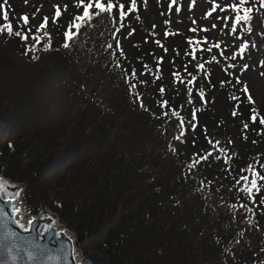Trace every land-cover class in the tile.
I'll use <instances>...</instances> for the list:
<instances>
[{
	"label": "trees",
	"instance_id": "trees-1",
	"mask_svg": "<svg viewBox=\"0 0 264 264\" xmlns=\"http://www.w3.org/2000/svg\"><path fill=\"white\" fill-rule=\"evenodd\" d=\"M92 3L77 20L84 2L45 13L46 0H0L12 27L0 32V174L92 264H264V74L256 94L246 76L256 53L244 63L208 34L163 35L141 0ZM245 7L264 13L260 0ZM57 90L65 116L43 125ZM69 155L81 160L42 179Z\"/></svg>",
	"mask_w": 264,
	"mask_h": 264
},
{
	"label": "rangeland",
	"instance_id": "rangeland-1",
	"mask_svg": "<svg viewBox=\"0 0 264 264\" xmlns=\"http://www.w3.org/2000/svg\"><path fill=\"white\" fill-rule=\"evenodd\" d=\"M231 1L233 0H176L175 3H172V0H141L145 7V15L150 18L152 23L161 27L159 32L163 35H167L165 34L167 31L177 33L178 30L180 32L188 30L190 38L193 37L194 31L202 36L208 34L210 42L222 41L225 45L223 49L230 53L234 60L246 54L241 58L244 63H247L250 59L251 61H253L252 59L255 60L251 53V51H254L258 63H253V68L249 70L246 76H251L250 83L254 82L256 84L253 88V92L256 94L262 89L258 81V73L260 75L264 74V39L262 38L264 36V13L261 9H253L249 22H241L239 23L240 27L234 25L229 28L231 18L227 13L233 15L230 6L234 3H231ZM60 2L64 7L69 5L77 10V4L81 0H46L42 11L45 13L53 12V7L59 5ZM83 2L86 5L89 0H83ZM214 8L215 10H213ZM233 17L235 16L233 15ZM233 27H235V31H233ZM233 41L235 43H232ZM259 41L262 42L261 45L258 44ZM237 43H240V46H237ZM244 44H247V47L241 53V45ZM192 106L191 104L190 107ZM190 107L188 105V113ZM45 211L49 210L45 207L40 209V212ZM86 263L88 264V261Z\"/></svg>",
	"mask_w": 264,
	"mask_h": 264
},
{
	"label": "water",
	"instance_id": "water-1",
	"mask_svg": "<svg viewBox=\"0 0 264 264\" xmlns=\"http://www.w3.org/2000/svg\"><path fill=\"white\" fill-rule=\"evenodd\" d=\"M0 180L6 182L5 191L0 192V245L13 247L14 251V245L31 249L35 244L43 249L40 261H29L21 251L15 264H83L76 258L74 234L64 226H57L58 217L45 211L31 215L27 223H24L19 216L20 208L16 198L23 196L25 185L13 182L1 174ZM11 233L16 235L12 236Z\"/></svg>",
	"mask_w": 264,
	"mask_h": 264
},
{
	"label": "snow or ice",
	"instance_id": "snow-or-ice-1",
	"mask_svg": "<svg viewBox=\"0 0 264 264\" xmlns=\"http://www.w3.org/2000/svg\"><path fill=\"white\" fill-rule=\"evenodd\" d=\"M176 0H172V3H175ZM6 3V0H5ZM81 3L83 4V0H81ZM250 0H235V2L230 6L232 8V10L235 12V17H234V25L239 24L241 22H249L251 20V13L253 11L252 7H245V5L249 4ZM261 3V7H264V0H260ZM135 4H136V0H131V6L129 7L128 11H134L135 10ZM116 5H114L113 0H107V3L105 4V2H103V0H95V8L97 10H99V12H112V10L114 9ZM93 7V3L92 0H89V3L84 5V12H83V16L82 17H77V20H83L84 18H91L90 16V9ZM218 7V6H217ZM4 5H0V9H3ZM215 10V8L213 9ZM243 13V14H241ZM119 14L121 19H123L124 16L127 15V13L124 11V5L120 4L119 5ZM210 14V13H209ZM3 15V19L5 21L8 20V13L7 11H3L2 12ZM57 15H59V11H57ZM22 19L26 22L27 21V16L22 17ZM77 29L79 28V25H76ZM7 31L9 34H12V27L10 24H8L5 27L0 26V32L3 31ZM233 31H235V27H233ZM17 36H20L21 33L16 32L14 33ZM66 39L67 40H71L73 37V33L71 31L67 32L66 34ZM24 39H27L26 36L23 37ZM65 47H68V43H65L64 45ZM217 47L219 45H216ZM111 47V46H109ZM247 47V44L241 45V53H243V51L245 50V48ZM210 50V49H209ZM245 67H247L245 65ZM134 87V86H133ZM163 91V89H162ZM245 91H247V88H245ZM202 95V93H201ZM250 99V97H249ZM195 115V114H194ZM251 119L253 121H255L257 119L256 114L254 113L251 116ZM262 124H264V119H261L260 121ZM183 126V121H181V127ZM183 133H181L182 135ZM218 143V142H217ZM208 155H211V153H209ZM201 159H206V157H201ZM251 184L253 187L256 186V180L253 179L251 181ZM6 188V182L3 180H0V192H4ZM248 191H251V189H248ZM18 195V193L16 194ZM21 227H23V225H21ZM12 236H15L16 233H11ZM15 247V251L13 250V247H4L3 245H0V264H15V262L19 259L20 257V253L21 251H23L26 256L27 259L29 261H40L42 256H43V249H40L39 245H32V248H22L21 245H14ZM36 249V250H33Z\"/></svg>",
	"mask_w": 264,
	"mask_h": 264
},
{
	"label": "clouds",
	"instance_id": "clouds-1",
	"mask_svg": "<svg viewBox=\"0 0 264 264\" xmlns=\"http://www.w3.org/2000/svg\"><path fill=\"white\" fill-rule=\"evenodd\" d=\"M57 89H59V86H57ZM45 101L51 104V111L47 114L43 125H51L64 118L67 101L62 93L57 90L55 93L46 96ZM80 160L81 159L69 155L55 162L54 165L46 166L42 174V179L45 181H55L60 176L64 175L73 164L78 163Z\"/></svg>",
	"mask_w": 264,
	"mask_h": 264
},
{
	"label": "bare ground",
	"instance_id": "bare-ground-1",
	"mask_svg": "<svg viewBox=\"0 0 264 264\" xmlns=\"http://www.w3.org/2000/svg\"><path fill=\"white\" fill-rule=\"evenodd\" d=\"M16 204L20 208V214H19V216L21 217V219L23 220L24 223H27V221L30 218V214L28 213V211H27V209H26V207H25V205L23 203V200H22L21 195L16 198ZM57 226L63 227L60 224L59 220H57ZM76 258H77V260L79 262L85 264V261H84L82 255L80 254L79 251H77V253H76Z\"/></svg>",
	"mask_w": 264,
	"mask_h": 264
}]
</instances>
